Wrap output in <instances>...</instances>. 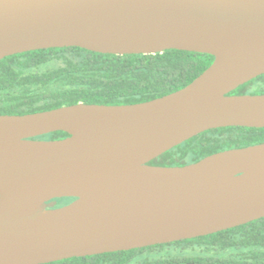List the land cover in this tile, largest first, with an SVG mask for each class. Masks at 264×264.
I'll return each mask as SVG.
<instances>
[{
    "label": "water",
    "instance_id": "1",
    "mask_svg": "<svg viewBox=\"0 0 264 264\" xmlns=\"http://www.w3.org/2000/svg\"><path fill=\"white\" fill-rule=\"evenodd\" d=\"M67 46L214 60L148 101L0 114V264L170 243L264 217V142L150 164L209 129L264 128V93L230 94L264 74V0H0V60ZM55 131L69 135L37 138Z\"/></svg>",
    "mask_w": 264,
    "mask_h": 264
},
{
    "label": "trees",
    "instance_id": "2",
    "mask_svg": "<svg viewBox=\"0 0 264 264\" xmlns=\"http://www.w3.org/2000/svg\"><path fill=\"white\" fill-rule=\"evenodd\" d=\"M214 60L207 53L168 49L110 54L78 46L13 54L0 60V114H26L77 104H132L177 91ZM263 94L264 74L230 94ZM55 131L38 139H61ZM264 142V128L206 130L150 161L182 166L223 150ZM75 198H60V206ZM44 264H264V217L212 234Z\"/></svg>",
    "mask_w": 264,
    "mask_h": 264
},
{
    "label": "rangeland",
    "instance_id": "3",
    "mask_svg": "<svg viewBox=\"0 0 264 264\" xmlns=\"http://www.w3.org/2000/svg\"><path fill=\"white\" fill-rule=\"evenodd\" d=\"M58 206H60V198L57 199Z\"/></svg>",
    "mask_w": 264,
    "mask_h": 264
}]
</instances>
